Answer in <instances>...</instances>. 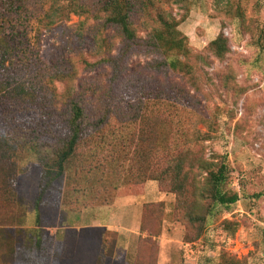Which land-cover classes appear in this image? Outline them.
Wrapping results in <instances>:
<instances>
[{
  "label": "trees",
  "instance_id": "trees-1",
  "mask_svg": "<svg viewBox=\"0 0 264 264\" xmlns=\"http://www.w3.org/2000/svg\"><path fill=\"white\" fill-rule=\"evenodd\" d=\"M179 1L184 0H0V101H10L7 104L15 110L23 109L21 105L29 106L24 109L28 111L38 107L46 117L44 123L31 126L34 133L42 128L44 141L39 133L21 141L0 127V223L9 226L22 216L14 193L22 150L38 157L43 191L58 179L72 178L74 184L65 188H72L84 202L107 204L125 182L158 181L162 190L176 195L175 218L196 230L189 241L204 235L214 217L240 201V194L229 188L232 171L227 157H209L206 152L215 117L200 97L211 102L197 64L190 61L186 36L179 29L181 20L166 7ZM32 7L45 8L49 18L70 19L73 14L91 20L87 31L95 59L82 56L80 62L85 69L109 65L108 80L68 91L61 103L57 82L71 80L76 71L43 64L37 70L16 63L15 55L23 47L17 25L29 20ZM117 36L120 45L113 53ZM209 48L224 58L230 51L228 38L220 33ZM135 54L156 55L148 63L150 69L180 74L190 88L147 80L139 71L127 74V63ZM43 128L61 134L56 132L50 141L49 129ZM235 231L232 226L231 232ZM1 232L7 236L6 230ZM41 246L40 238L23 247L8 243L0 261L22 264V257L24 264H44ZM217 264L248 262L223 254Z\"/></svg>",
  "mask_w": 264,
  "mask_h": 264
},
{
  "label": "rangeland",
  "instance_id": "rangeland-1",
  "mask_svg": "<svg viewBox=\"0 0 264 264\" xmlns=\"http://www.w3.org/2000/svg\"><path fill=\"white\" fill-rule=\"evenodd\" d=\"M166 7L181 20L179 29L186 36L190 61L197 64L211 101L200 95L215 117L211 138L205 141L207 155L227 157L232 171L229 188L240 194V201L230 210L221 209L205 234L189 241L196 230L175 218L176 195L162 190L158 181L125 182L107 204L84 202L72 188H65L74 184L72 178L58 179L43 191L38 157L22 150L14 189L22 216L9 226L0 223V252L8 243L23 247L40 238L44 264H217L223 254L264 264V0H184ZM44 10L32 7L29 20L17 25L23 47L15 62L37 70L43 64L76 71L71 80L57 82L61 103L68 91H79L88 82H106L112 72L109 65L85 69L80 62L82 56L95 59L87 31L92 21L73 14L70 19L49 18ZM220 33L230 47L222 59L209 48ZM119 41L117 36L113 53ZM155 57L133 55L126 73L139 71L147 80L190 88L180 74L150 69L148 63ZM9 102L0 101V127L21 141L38 133L44 141L42 128L37 133L31 128L33 122L44 123L42 109L31 107V112L21 105L23 109L15 110ZM200 128L208 130L204 124ZM43 129H49L50 141L56 132L61 134ZM225 220L231 224L222 223ZM5 230L7 236L1 232ZM20 261L25 263L22 257ZM16 262L5 259L0 264Z\"/></svg>",
  "mask_w": 264,
  "mask_h": 264
}]
</instances>
